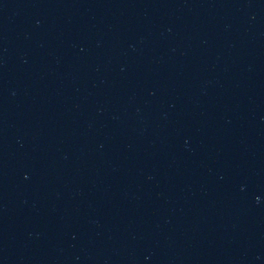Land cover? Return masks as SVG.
<instances>
[{"label": "water", "instance_id": "1", "mask_svg": "<svg viewBox=\"0 0 264 264\" xmlns=\"http://www.w3.org/2000/svg\"><path fill=\"white\" fill-rule=\"evenodd\" d=\"M0 264H264V0H0Z\"/></svg>", "mask_w": 264, "mask_h": 264}]
</instances>
